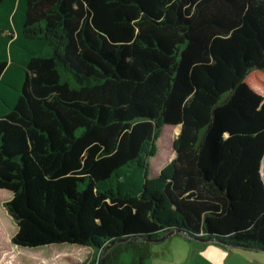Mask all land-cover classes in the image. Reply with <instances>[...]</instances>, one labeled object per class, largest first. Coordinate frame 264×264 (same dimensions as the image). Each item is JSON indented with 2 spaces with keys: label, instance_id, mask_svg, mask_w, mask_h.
Masks as SVG:
<instances>
[{
  "label": "trees",
  "instance_id": "trees-1",
  "mask_svg": "<svg viewBox=\"0 0 264 264\" xmlns=\"http://www.w3.org/2000/svg\"><path fill=\"white\" fill-rule=\"evenodd\" d=\"M0 190L12 244L102 251L78 264L264 247V0H0Z\"/></svg>",
  "mask_w": 264,
  "mask_h": 264
},
{
  "label": "rangeland",
  "instance_id": "rangeland-1",
  "mask_svg": "<svg viewBox=\"0 0 264 264\" xmlns=\"http://www.w3.org/2000/svg\"><path fill=\"white\" fill-rule=\"evenodd\" d=\"M179 131V126L166 125L162 134L157 139V152L150 157V176H155L162 166L170 161L174 152L171 148L172 139ZM9 194L5 190H0V264H78L85 261L92 253L94 256L101 255V252H93L88 246L60 243L38 246L34 248H24L11 243V237L16 230L15 223L6 213L3 201ZM195 237V236H193ZM198 237V236H196ZM200 238V237H199ZM159 243V244H158ZM116 248V264H188L193 258L189 248L193 245L182 236L169 237L152 242L153 251L137 252L133 243L121 242ZM193 253V251H192ZM142 258V260H141Z\"/></svg>",
  "mask_w": 264,
  "mask_h": 264
},
{
  "label": "crops",
  "instance_id": "crops-1",
  "mask_svg": "<svg viewBox=\"0 0 264 264\" xmlns=\"http://www.w3.org/2000/svg\"><path fill=\"white\" fill-rule=\"evenodd\" d=\"M175 236H182L193 244L189 246L191 249L189 254L190 256L196 254L199 258L195 261V255L192 256L194 259L188 264H264V250L256 247L243 248L231 245L228 242L207 241L199 238V236L193 237L176 231L165 238ZM152 249L153 245L150 244V254L153 251Z\"/></svg>",
  "mask_w": 264,
  "mask_h": 264
},
{
  "label": "water",
  "instance_id": "water-1",
  "mask_svg": "<svg viewBox=\"0 0 264 264\" xmlns=\"http://www.w3.org/2000/svg\"><path fill=\"white\" fill-rule=\"evenodd\" d=\"M175 230H172V231H170L169 233H167L165 236H163L161 239H163L164 237H167V236H169L171 233H173ZM139 239V237H125V238H117V239H115V240H112L105 248H104V251H103V255H102V259H101V262H103L104 261V259H105V254H106V252H107V250L110 248V246L112 245V244H114L115 242H118V241H122V240H124V241H128V240H138ZM204 240H207V241H220L218 238H216V237H206V238H204ZM221 242V241H220ZM229 244H231V245H236L237 246V244L238 243H235V242H228ZM254 247H256V248H258V249H261V250H264V247H262V246H254Z\"/></svg>",
  "mask_w": 264,
  "mask_h": 264
}]
</instances>
